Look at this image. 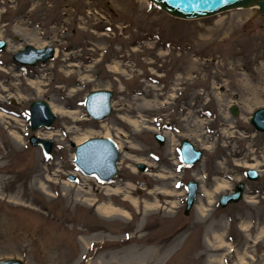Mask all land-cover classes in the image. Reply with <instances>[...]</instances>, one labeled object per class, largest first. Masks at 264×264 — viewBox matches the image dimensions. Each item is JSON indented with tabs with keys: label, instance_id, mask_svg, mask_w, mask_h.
<instances>
[{
	"label": "rangeland",
	"instance_id": "obj_1",
	"mask_svg": "<svg viewBox=\"0 0 264 264\" xmlns=\"http://www.w3.org/2000/svg\"><path fill=\"white\" fill-rule=\"evenodd\" d=\"M0 40V262L264 264V133L251 124L264 107L263 16L186 21L145 0H0ZM28 45L57 57L21 67L12 57ZM96 90L114 92L103 123L85 110ZM37 100L58 117L35 133L54 142L49 156L29 142ZM93 138L119 147L109 185L75 166L71 143ZM183 140L204 151L191 169ZM191 180L200 190L186 216ZM240 182L243 200L219 208Z\"/></svg>",
	"mask_w": 264,
	"mask_h": 264
},
{
	"label": "water",
	"instance_id": "obj_2",
	"mask_svg": "<svg viewBox=\"0 0 264 264\" xmlns=\"http://www.w3.org/2000/svg\"><path fill=\"white\" fill-rule=\"evenodd\" d=\"M156 9L168 14L169 16L180 20H198L210 18L222 13L247 10L253 7V14L256 17H264V0H145ZM5 42H0V51H5ZM39 54L42 52L48 53L43 60L33 59L29 62L21 55L27 52ZM44 53V54H45ZM56 50L53 47H45L39 49L35 46L28 45L24 50L19 51L13 57V60L21 66L35 67L39 64H47L54 60ZM98 95H104L107 108H88V100ZM114 92L108 90L92 91L86 97L85 110L89 118L95 122L102 123L107 120L113 112L111 100ZM234 116L239 115V109L236 106L231 108ZM31 116L30 127L33 133H36L42 128L50 129L57 121V115L53 113L50 105L43 101H34L29 109ZM251 124L257 132L264 133V107L254 112L251 118ZM156 140L163 145L165 138L161 134L155 136ZM32 147H40L44 154L50 155L54 149V142L46 140L40 136L32 135L30 140ZM71 146L75 149V165L80 172L89 177H94L103 184L111 183L118 175V163L120 160V152L115 141L109 138H93L85 141L83 144L77 145L74 142ZM180 154L182 161L186 167L192 168L201 162L203 158V150L195 148L188 140L181 143ZM140 172H146L147 166L139 164L137 166ZM246 179L257 182L260 180V175L256 170L248 169L245 173ZM69 180L76 182L77 178L70 177ZM199 183L192 180L187 186V198L185 215L188 216L194 208L199 191ZM246 185L240 182L235 186L233 193L221 196L218 205L224 209L231 204H238L244 198ZM0 264H24L19 260H4Z\"/></svg>",
	"mask_w": 264,
	"mask_h": 264
},
{
	"label": "bare ground",
	"instance_id": "obj_3",
	"mask_svg": "<svg viewBox=\"0 0 264 264\" xmlns=\"http://www.w3.org/2000/svg\"><path fill=\"white\" fill-rule=\"evenodd\" d=\"M149 3V2H148ZM256 7H253V8H251V9H249V10H253V9H255ZM176 19V18H175ZM178 20H180V19H178ZM47 47V46H46ZM43 48V47H42ZM42 48H39V49H42ZM45 52H42V53H40L39 52V54H35V53H33L32 51L31 52H27V53H25V54H22L21 55V57L22 58H26L29 62H31V60H33V59H38V60H43L44 59V57L45 56H47L48 55V53H45ZM55 58L57 57V51H56V53H55V56H54ZM34 61V60H33ZM97 91V90H96ZM92 92V91H91ZM89 95V94H88ZM85 102H86V100H85ZM107 102H106V100H105V97H104V95H98V96H94V97H92V98H90L89 100H88V108H107V104H106ZM111 107L113 108V106H112V100H111ZM85 142V141H84ZM84 142H81L80 144H83ZM80 144H78V145H80ZM150 206V205H149ZM102 211L104 212V213H106V214H113V213H117V212H120L119 210H117V209H115V208H113L112 206H110V205H108V206H103V208H102Z\"/></svg>",
	"mask_w": 264,
	"mask_h": 264
},
{
	"label": "flooded vegetation",
	"instance_id": "obj_4",
	"mask_svg": "<svg viewBox=\"0 0 264 264\" xmlns=\"http://www.w3.org/2000/svg\"><path fill=\"white\" fill-rule=\"evenodd\" d=\"M39 1V4H43V2H44V0H38ZM33 3V2H32ZM31 3V4H32ZM31 4L28 6V8L26 9L27 10V12L30 10V6H31ZM29 9V10H28ZM1 41H3V42H5V49L7 50V47H8V44H7V41H5V40H0V42ZM52 47V46H51ZM53 48H55V47H53ZM56 49V48H55ZM5 50V51H6ZM5 51H0V56H1V54H3V52H5ZM18 53V52H17ZM15 55V54H14ZM14 55H13V57H14ZM12 57V58H13ZM14 61V60H13ZM15 62V61H14ZM16 63V62H15ZM16 64H18V63H16ZM19 66H21L20 64H18ZM21 67H28V66H21ZM28 68H31V67H28ZM239 109V108H238ZM232 110V109H231ZM156 140V139H155ZM157 141V140H156ZM160 146H164L165 144H166V139H165V142H164V144L163 145H161L159 142H157Z\"/></svg>",
	"mask_w": 264,
	"mask_h": 264
}]
</instances>
